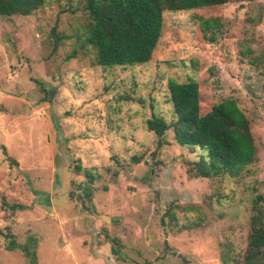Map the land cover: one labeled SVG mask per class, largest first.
Wrapping results in <instances>:
<instances>
[{
	"label": "rangeland",
	"instance_id": "obj_1",
	"mask_svg": "<svg viewBox=\"0 0 264 264\" xmlns=\"http://www.w3.org/2000/svg\"><path fill=\"white\" fill-rule=\"evenodd\" d=\"M88 22L83 0L0 16V264H243L264 197V0L165 12L135 66H98ZM169 81L198 84L201 114L237 102L257 148L242 176L191 177L204 152L148 130L175 120Z\"/></svg>",
	"mask_w": 264,
	"mask_h": 264
},
{
	"label": "trees",
	"instance_id": "obj_2",
	"mask_svg": "<svg viewBox=\"0 0 264 264\" xmlns=\"http://www.w3.org/2000/svg\"><path fill=\"white\" fill-rule=\"evenodd\" d=\"M48 0H0V16L33 15ZM88 15L85 43L95 54V62L103 68L127 67L148 63L163 27L165 12L201 10L220 7L230 0H83ZM207 22V21H205ZM74 54L69 56L71 59ZM169 99L175 120L166 123L152 116L147 128L158 138L172 129L175 142L181 147L204 152L193 163L188 174L194 178L229 176L238 178L257 162V148L250 121L233 99L213 105L200 113V94L195 81H169ZM88 181L95 175L85 172ZM85 192L88 190L85 187ZM257 196L250 217L243 264H264V214ZM13 208V207H11ZM7 251L20 250L28 255L29 247L19 245L7 236Z\"/></svg>",
	"mask_w": 264,
	"mask_h": 264
}]
</instances>
